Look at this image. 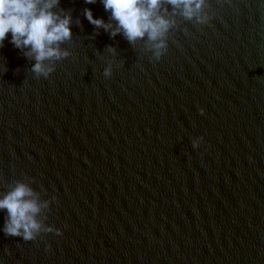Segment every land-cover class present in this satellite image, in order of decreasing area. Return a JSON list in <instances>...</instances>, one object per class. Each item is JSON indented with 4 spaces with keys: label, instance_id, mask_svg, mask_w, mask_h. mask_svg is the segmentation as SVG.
<instances>
[{
    "label": "water",
    "instance_id": "95a60500",
    "mask_svg": "<svg viewBox=\"0 0 264 264\" xmlns=\"http://www.w3.org/2000/svg\"><path fill=\"white\" fill-rule=\"evenodd\" d=\"M164 7L159 60L88 21L115 25L101 0H60L48 78L4 41L0 197L30 184L63 234L7 236L0 211V264H264V0H206L202 23Z\"/></svg>",
    "mask_w": 264,
    "mask_h": 264
},
{
    "label": "clouds",
    "instance_id": "9594fccd",
    "mask_svg": "<svg viewBox=\"0 0 264 264\" xmlns=\"http://www.w3.org/2000/svg\"><path fill=\"white\" fill-rule=\"evenodd\" d=\"M96 0H86L92 4ZM105 11L111 13L110 20L95 18L93 11L85 9L88 21L97 28L110 31L115 37L123 36L132 44L146 40L148 47L154 50L157 60L167 49L166 36L175 21L166 15L165 4L171 5L173 14H180L188 20L204 22L200 15L206 0H101ZM60 0H0V48L11 34V43L18 49L27 51L26 57L35 61L31 72L37 77L48 78L55 70L49 61L66 59L70 53L61 45L72 39V17L61 16L54 9ZM109 51L115 49L109 48ZM111 75V69L105 70ZM204 109L200 113L204 114ZM204 137L192 141L193 147L199 148ZM56 200L54 196L52 198ZM50 201H41L39 193L28 183L17 181L3 197H0V211H6L3 228L7 236L22 237L25 241L37 240L42 233L62 235V229L45 225L39 219ZM49 249L51 245L48 246Z\"/></svg>",
    "mask_w": 264,
    "mask_h": 264
}]
</instances>
